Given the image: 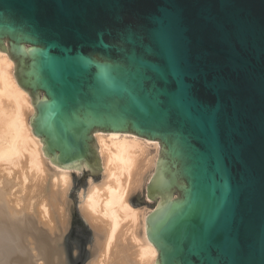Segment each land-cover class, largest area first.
<instances>
[{
    "label": "water",
    "instance_id": "95a60500",
    "mask_svg": "<svg viewBox=\"0 0 264 264\" xmlns=\"http://www.w3.org/2000/svg\"><path fill=\"white\" fill-rule=\"evenodd\" d=\"M0 52L60 170L159 142L156 264H264V0H0Z\"/></svg>",
    "mask_w": 264,
    "mask_h": 264
},
{
    "label": "bare ground",
    "instance_id": "6f19581e",
    "mask_svg": "<svg viewBox=\"0 0 264 264\" xmlns=\"http://www.w3.org/2000/svg\"><path fill=\"white\" fill-rule=\"evenodd\" d=\"M34 114L31 97L14 80L13 62L0 52V194L4 198L0 243L5 244L0 245V264H71L63 244L68 193L73 188L70 177L87 168L91 171L85 187L77 194L79 212L92 232L86 264H156L157 251L146 237V217L160 200L151 208H137L130 198L144 190L151 203L146 191L157 169L159 142L129 133L95 131L100 173L96 182L95 168L87 163L60 170L52 162L41 139L32 134ZM46 164L51 169H45ZM47 176L53 182L44 185ZM15 185L19 193L27 194L22 206L20 197L12 193ZM44 186L50 194L44 193Z\"/></svg>",
    "mask_w": 264,
    "mask_h": 264
},
{
    "label": "rangeland",
    "instance_id": "374dc122",
    "mask_svg": "<svg viewBox=\"0 0 264 264\" xmlns=\"http://www.w3.org/2000/svg\"><path fill=\"white\" fill-rule=\"evenodd\" d=\"M5 45H6V42H5ZM48 165L49 164H46L45 169H49L50 165L49 166ZM20 167L15 168V170H20ZM87 169L88 170H86V172H83V173L80 172V174L79 173L75 174L72 172V176L70 177V180L73 184V188L68 193V205H67L68 210L66 211V222H65L66 228H65V231H63L64 232L63 244L65 245L67 255L71 260V264H86V261L88 260V253L90 251L91 242H92V234H91L92 232L89 226L87 225V223L81 217V214L79 212V204H78V197H77L78 191L84 189L86 178L89 176L88 173L91 171L89 168ZM93 170L95 171L93 178L97 182L100 179L99 166ZM44 174L46 175V172ZM48 177L49 176H47L46 178L47 183L45 182L44 185H47L48 183L53 182L52 178L50 177L48 178ZM18 183L19 181L17 180L14 181V184H18ZM19 190H20L19 186L15 185V187L12 190V193L16 194V197H20L19 204L22 206L23 203L26 202L25 198L27 194L22 193V192L19 193ZM44 193H47V195L50 194L49 187L44 186ZM174 196H177V195H174ZM3 200L4 198L0 194V204L3 202ZM145 200L146 198H145L144 190L135 192L130 198V202L134 204L137 208H139L140 206L141 207L149 206L151 208L154 202L145 203ZM32 202L33 204H35L34 202H36V199L32 200ZM10 244L11 245L14 244L13 240L12 241L10 240ZM26 246L27 245H25V247ZM28 248H33V247L29 246Z\"/></svg>",
    "mask_w": 264,
    "mask_h": 264
}]
</instances>
